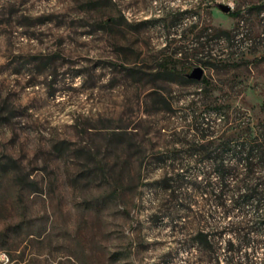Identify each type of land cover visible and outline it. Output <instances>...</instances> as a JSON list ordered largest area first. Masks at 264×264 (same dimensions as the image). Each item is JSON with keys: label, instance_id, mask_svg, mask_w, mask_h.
<instances>
[{"label": "rangeland", "instance_id": "374dc122", "mask_svg": "<svg viewBox=\"0 0 264 264\" xmlns=\"http://www.w3.org/2000/svg\"><path fill=\"white\" fill-rule=\"evenodd\" d=\"M263 3L0 0V264H212L155 217L156 156L211 98L258 114Z\"/></svg>", "mask_w": 264, "mask_h": 264}, {"label": "trees", "instance_id": "16d2710c", "mask_svg": "<svg viewBox=\"0 0 264 264\" xmlns=\"http://www.w3.org/2000/svg\"><path fill=\"white\" fill-rule=\"evenodd\" d=\"M258 111L251 115L229 96L211 98L190 113V137L173 141L186 147L156 156L163 174L153 185L154 215L173 233H188L176 242L196 244L205 263L264 264L252 257L264 232V97Z\"/></svg>", "mask_w": 264, "mask_h": 264}, {"label": "water", "instance_id": "95a60500", "mask_svg": "<svg viewBox=\"0 0 264 264\" xmlns=\"http://www.w3.org/2000/svg\"><path fill=\"white\" fill-rule=\"evenodd\" d=\"M217 7L223 12H228L231 8L230 4L224 2H218ZM202 72L203 69L201 67L195 66L189 73H186V76L189 78L199 79L202 75Z\"/></svg>", "mask_w": 264, "mask_h": 264}, {"label": "built area", "instance_id": "2783aa9c", "mask_svg": "<svg viewBox=\"0 0 264 264\" xmlns=\"http://www.w3.org/2000/svg\"><path fill=\"white\" fill-rule=\"evenodd\" d=\"M1 259L2 260H8L7 254L5 252H1Z\"/></svg>", "mask_w": 264, "mask_h": 264}]
</instances>
